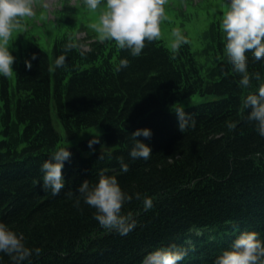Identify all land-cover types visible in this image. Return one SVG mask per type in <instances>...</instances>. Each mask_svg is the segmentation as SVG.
<instances>
[{
    "label": "trees",
    "instance_id": "obj_1",
    "mask_svg": "<svg viewBox=\"0 0 264 264\" xmlns=\"http://www.w3.org/2000/svg\"><path fill=\"white\" fill-rule=\"evenodd\" d=\"M64 8L72 16L67 0ZM88 34L87 48L71 33L56 38L51 52L31 44L13 65L15 81L0 76V223L22 234L26 247L41 249L22 264H142L149 253L172 246L187 251L179 264H214L245 231L264 242V137L242 106V98L258 94L260 82L239 86L240 76L225 55L226 35L211 29L206 48L213 63L203 73L190 43L173 58L160 38L133 57ZM69 37L83 49L65 53ZM60 55L67 56L66 66L55 68ZM248 58L249 73L259 72L264 81V60L254 61L250 52ZM120 59L129 66L117 72ZM194 93L214 98L184 107L195 126L183 133L173 107ZM53 114L69 136L85 127L104 128L63 146L71 157L62 169L65 187L55 196L43 188L41 171L60 146ZM144 128L151 138L137 139L152 155L132 159L131 134ZM95 136L100 143L90 148ZM120 157L129 166L126 173ZM102 170L132 196L121 211L136 221L127 235L102 228L83 199L76 206L79 186L85 180L95 185ZM145 197L153 200L149 210ZM0 264L13 261L0 253Z\"/></svg>",
    "mask_w": 264,
    "mask_h": 264
},
{
    "label": "clouds",
    "instance_id": "obj_2",
    "mask_svg": "<svg viewBox=\"0 0 264 264\" xmlns=\"http://www.w3.org/2000/svg\"><path fill=\"white\" fill-rule=\"evenodd\" d=\"M167 0H83V6L92 12L99 10L98 21L90 25L101 42H114L119 50H127L133 57H139L147 46L158 42L161 38L160 22L165 19L164 5ZM35 0H0V76L13 79L16 72L13 69L16 57L12 54L10 40L13 32L22 27L24 18L34 15ZM48 5L45 4L44 7ZM220 29L226 35L225 55L233 71L240 76L239 86L247 89L251 81L255 79L260 82L258 94L250 93L242 98V106L250 109L247 119L256 124L257 132L264 137V81L259 72L250 74L248 71V53L254 61L264 60V0H230V4L224 11L220 21ZM174 39L169 50L175 54L179 49L188 44V38L182 34L179 28L173 29ZM83 49V45H77L69 37L65 44V53L76 48ZM80 55H84L80 51ZM32 60L37 59L33 54ZM66 55H60L55 59L54 67L66 66ZM26 67L31 70V60L25 61ZM129 66L127 59H120L114 65L115 71L119 72ZM53 70L50 63L49 71ZM178 119V127L185 132L189 126H195V120L187 113L184 107L174 106ZM229 124V128H234ZM150 129H137L131 134L134 145L130 151L132 159H143L147 161L151 155V148L137 139L140 136L151 138ZM100 143L99 137L89 141V147ZM101 151L100 160L105 158ZM110 158V153H108ZM71 157L68 147L58 146L51 158L46 160L41 171L43 175V188L50 189L52 194L58 195L65 187L62 169L64 162ZM119 163L123 172L129 171V166L120 157ZM79 196L76 206L83 199L89 207L96 210L95 219L100 226L107 230H115L120 235H127L136 227V221L132 219L131 213L127 216L121 214L125 202H130L132 196L124 193L115 176L106 175L102 170L99 173L98 182L90 186L85 180L77 190ZM72 196V192L67 193ZM140 199V194H136ZM145 210L153 207L150 197L143 199ZM33 251L38 256L40 248L30 249L25 246L23 235H17L5 224L0 223V253L7 254L13 264H22L28 260ZM187 255L186 250L175 248L158 249L149 253L142 264H179ZM214 264H264V242L258 238L256 232L245 231L233 242L229 250L223 251Z\"/></svg>",
    "mask_w": 264,
    "mask_h": 264
},
{
    "label": "rangeland",
    "instance_id": "obj_3",
    "mask_svg": "<svg viewBox=\"0 0 264 264\" xmlns=\"http://www.w3.org/2000/svg\"><path fill=\"white\" fill-rule=\"evenodd\" d=\"M67 1L72 6V17H69L65 11L66 0H35L34 15L24 18L22 27L13 32L10 40L16 64L23 60L31 44L39 45L51 52L55 39L63 34H76L81 37L86 47L90 41L89 32L98 37L90 25L98 21L99 10L92 12L85 8L83 0ZM45 4L48 6L44 7ZM229 4L230 0H167L164 5L166 18L160 22L161 39L170 47L174 39L172 31L179 28L188 38L201 71L205 73L213 63L210 53H207L210 50L206 48L211 43V29L222 36L220 21ZM12 80L14 82L15 77ZM213 98L212 94L194 93L183 98L179 105L191 106ZM3 109L4 98L0 95V112ZM53 123L61 135L60 146L77 145L83 139L104 131L103 126L95 125L80 129L75 136H69L56 114H53Z\"/></svg>",
    "mask_w": 264,
    "mask_h": 264
}]
</instances>
